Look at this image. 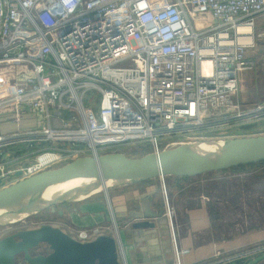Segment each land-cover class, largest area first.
Segmentation results:
<instances>
[{
    "label": "built area",
    "instance_id": "obj_1",
    "mask_svg": "<svg viewBox=\"0 0 264 264\" xmlns=\"http://www.w3.org/2000/svg\"><path fill=\"white\" fill-rule=\"evenodd\" d=\"M262 38L264 0H0V112L10 111L18 127L0 135V147L23 138L70 143L2 175L0 190L64 161L146 146L159 155L241 118L263 119L264 107L230 115L242 73L255 67L248 52ZM28 114H38L44 128L22 135ZM165 182L173 264H183ZM48 225L81 243L107 234L100 225L73 233L60 222ZM263 253L264 244L206 264Z\"/></svg>",
    "mask_w": 264,
    "mask_h": 264
},
{
    "label": "rangeland",
    "instance_id": "obj_2",
    "mask_svg": "<svg viewBox=\"0 0 264 264\" xmlns=\"http://www.w3.org/2000/svg\"><path fill=\"white\" fill-rule=\"evenodd\" d=\"M248 57L254 62L255 67L252 71H246L241 75L240 92L234 105L235 109L230 113L231 116L254 112L259 107H264V38L259 40L255 46L249 50ZM227 113L228 112L223 115ZM246 119L247 118H241L236 123L232 124V126L226 127L225 130L218 129L220 131H208L202 135L207 139L206 141L213 143L221 141V139L247 138L264 135V118L259 120L253 119L255 121L252 123H246ZM235 124L238 125L234 127ZM30 130L32 129H22L21 133L24 135L25 132L28 133ZM0 135L2 136L3 134ZM9 136L12 135L7 134V137ZM69 144L68 142L43 143L40 141H34L32 143L26 141L24 138L23 141L14 146H11V144H3L0 147V177L5 174L7 175L10 170L24 169L32 165L31 163L35 162L39 155L44 153V149L46 148H64ZM120 153L125 154L130 159H138L151 155L153 150L150 146H146L140 148H126L121 150ZM68 163H70V161H64L49 170H58ZM170 179L173 178H166L165 185L170 199V206L174 211V230L177 240H179L177 241L178 250L180 246L178 243L180 242L181 236L183 238H194L197 234H194L190 230L191 220L188 221L190 218L188 214L185 213L186 209L190 206L185 198L191 199L195 205L199 203L198 199L209 200L216 203V208H211L205 212L209 224L207 226L208 229L205 231V234H203V236L213 239V249L216 253H221L229 247L232 248V250L237 248L252 249L264 244V164L248 167L241 171L214 173L193 180L194 182L191 183V188H188L184 192L185 195L182 198L180 196L174 198V193H178L180 188L176 187V185L173 186ZM160 186L164 200L161 180ZM88 201H102L105 205L108 203L107 197L103 192L79 202L86 203ZM186 206L187 208H185ZM178 210L182 211L179 212ZM49 211L50 209L48 208L9 227L0 226V240L20 231L35 230L51 222H59V219L54 221L50 218L51 215ZM107 213L108 217L106 224L100 226L107 229L105 232L107 236L114 237L116 233L115 223L108 210ZM60 223H63L64 226L67 227L69 233H73L74 230H79V228L70 226L65 221ZM167 228L171 234L172 229L168 220ZM49 252V248L43 245L33 251L32 255H48ZM17 264L28 263L25 261L24 256H20L17 258Z\"/></svg>",
    "mask_w": 264,
    "mask_h": 264
},
{
    "label": "water",
    "instance_id": "obj_3",
    "mask_svg": "<svg viewBox=\"0 0 264 264\" xmlns=\"http://www.w3.org/2000/svg\"><path fill=\"white\" fill-rule=\"evenodd\" d=\"M214 144L218 146L217 152L209 155L179 147L138 159H130L120 152L77 159L58 170H47L0 190V212L73 182L88 183L103 192L109 202V190L113 188L167 177H200L264 162V135L221 140ZM2 183L0 180V185ZM71 201L67 199L57 205ZM57 205L48 208L55 213ZM157 218L155 213H144L145 221L134 223L132 229L142 232L154 228L149 220ZM118 234L120 236L119 231ZM43 245L49 248L48 255H32ZM20 256H24L28 264H122L114 237L101 235L92 242L81 243L51 225L20 231L0 240V264H17Z\"/></svg>",
    "mask_w": 264,
    "mask_h": 264
},
{
    "label": "crops",
    "instance_id": "obj_4",
    "mask_svg": "<svg viewBox=\"0 0 264 264\" xmlns=\"http://www.w3.org/2000/svg\"><path fill=\"white\" fill-rule=\"evenodd\" d=\"M22 70L26 69L23 68ZM3 88L5 90L6 86H3L0 81V94ZM22 128L26 130L44 128L42 118L38 114L25 115L22 121ZM17 130L18 127L13 122L12 113L10 111L0 112V134L7 135ZM208 175L200 177H168L173 178L170 179L173 186L176 185V187L180 188L179 192L177 191L178 193H174V198L176 196L182 198L185 195L184 192L191 188L193 180ZM109 192V202L106 205L102 201H88L86 203L71 201L55 206V213L50 210V218L52 220L59 219V222L65 221L70 226L84 229L106 224L108 210L114 223L119 228L127 264H173L171 234L168 231L167 220L164 217L165 205L160 180L154 179L138 185L117 187ZM185 199H187L186 202L190 206L185 211L190 218L188 221L191 220L190 230L197 234L194 238L180 237L179 245L181 246L184 264H206L215 260L218 255L224 257L232 256L248 250L241 248L232 250L229 247L221 253H216L213 249V239L203 236L209 224L205 212L214 208L216 203L198 199L199 203L195 205L191 199ZM178 211L181 212L182 210ZM60 212H63V215H60ZM144 213H155L158 215L157 219L149 220L155 227L142 232L132 229L134 223L145 221L143 220ZM225 264H264V253L246 260Z\"/></svg>",
    "mask_w": 264,
    "mask_h": 264
},
{
    "label": "bare ground",
    "instance_id": "obj_5",
    "mask_svg": "<svg viewBox=\"0 0 264 264\" xmlns=\"http://www.w3.org/2000/svg\"><path fill=\"white\" fill-rule=\"evenodd\" d=\"M245 31H249V29L241 27V32ZM242 41L249 42L248 39H244ZM206 140H201V142H190L189 144L184 145L182 148L183 150H194L203 155H209L217 152L218 146L215 147V144L213 142H209ZM99 193L102 192H99L98 190L94 189L86 182L69 183L51 191H48L45 194L40 195L36 198L4 209L0 212V226L9 227L11 225L18 224L24 219L26 220V218H28L30 215L40 213L51 205H57L58 203L67 199H71L72 201L78 202L83 201L86 198L93 195H97ZM123 256L124 261L126 263V254H123Z\"/></svg>",
    "mask_w": 264,
    "mask_h": 264
},
{
    "label": "trees",
    "instance_id": "obj_6",
    "mask_svg": "<svg viewBox=\"0 0 264 264\" xmlns=\"http://www.w3.org/2000/svg\"><path fill=\"white\" fill-rule=\"evenodd\" d=\"M260 164H264V162H263V163H260ZM260 164H257V165H260ZM257 165H253V166H257ZM253 166L239 167V168H236V169H232V170H230V171H241V170H243V169H245V168L253 167ZM225 172H227V171H225ZM228 172H229V171H228Z\"/></svg>",
    "mask_w": 264,
    "mask_h": 264
}]
</instances>
